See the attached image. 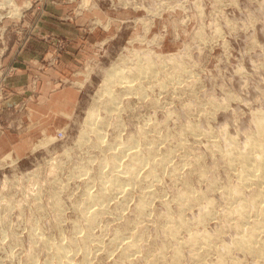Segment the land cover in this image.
Listing matches in <instances>:
<instances>
[{
    "label": "rangeland",
    "instance_id": "374dc122",
    "mask_svg": "<svg viewBox=\"0 0 264 264\" xmlns=\"http://www.w3.org/2000/svg\"><path fill=\"white\" fill-rule=\"evenodd\" d=\"M258 115L264 0H0V264H264L227 213ZM126 141L165 160L121 193Z\"/></svg>",
    "mask_w": 264,
    "mask_h": 264
},
{
    "label": "bare ground",
    "instance_id": "6f19581e",
    "mask_svg": "<svg viewBox=\"0 0 264 264\" xmlns=\"http://www.w3.org/2000/svg\"><path fill=\"white\" fill-rule=\"evenodd\" d=\"M145 55V54H144ZM142 70V69H141ZM148 73V72H147ZM142 74H144V73H142ZM146 76V75H145ZM144 76V77H145ZM142 77V76H141ZM130 83H131V80H126L125 82H124V84H125V87L126 86H128V85H130ZM129 87H131V85L129 86ZM131 89H132V87H131ZM130 89V90H131ZM127 90H128V88H127ZM107 91V90H106ZM111 102H113L112 100H111ZM109 103V102H108ZM108 105V104H107ZM108 107H110V106H108ZM261 115V114H260ZM257 116V115H256ZM255 116V117H256ZM259 116V115H258ZM262 116V115H261ZM261 116H259V119L258 118H256L257 119V121H256V124H255V133L253 134V136L251 137V139H250V137L248 138L249 139V143H248V147L246 148L247 149V151L245 152V150L244 151H242V153H240V155L238 156V161L240 162V164H241V166H242V169H241V172H240V175H239V177H237V178H239V180H240V182L241 181H244V182H242V183H245V182H249V183H251V184H253V186H254V184H256V186H254L255 187V190H254V188H253V190H254V193L253 194H250L249 195V197H245L244 199H243V201L241 202L240 200H238V201H240V202H238V201H236V203H239L238 205H236V206H232V205H229L230 207H232V208H230V210H228V214H233V215H235V213H236V215L238 214V216H241L240 217V222L239 221H237V222H239V223H241L240 225H236L237 226V228H238V230L240 231V234H241V232H243V235L242 236H240L239 237V234H237L238 235V238H237V235H236V238H237V242H238V244H239V247H238V249L240 248V247H243L245 250L247 249L249 252L248 253H253V254H256V255H259V257H261L262 259H263V261H264V246L263 247H256L255 245L257 244V237L262 233H264V118H260ZM264 117V116H263ZM255 119V120H256ZM255 123V122H254ZM94 127V126H93ZM94 129V132L96 133L95 135L96 136H98V137H100L101 136V132H100V127L98 126V127H94L93 128ZM192 129H194V128H192ZM222 132V131H221ZM140 137V136H139ZM221 137V136H220ZM234 137V136H233ZM223 138V137H222ZM235 139V138H234ZM137 140H139V138L137 139ZM136 140V141H137ZM140 140L142 141V138L140 137ZM140 140H139V142H140ZM135 141V142H136ZM148 141L149 140H147V144H148ZM248 141V140H247ZM246 141V142H247ZM130 142V141H129ZM145 142V141H144ZM151 143H153V142H155L156 143V141H154L153 140V142H152V139H151V141H150ZM128 144V141H126L125 142V144L123 143V145H121V146H123L124 148H120L118 145H116V146H118V149L120 148L121 150L123 149V154L125 155H127V157L129 158V161H130V163H129V165H130V167H128V168H121V169H118L120 166H119V164H120V162H119V154L120 153H117V150L115 151V150H113L112 152H111V160H110V166L112 167V174H111V176H110V178H109V185H110V187L109 188H111L112 190L114 189V190H116V191H118V192H124V191H126V187H125V185H124V183L125 182H130V183H132V182H134L135 181V179H136V177H139V176H135L136 175V172L137 171H139V170H142L141 168H143L142 167V165H143V163H145L144 161L146 160L148 163L150 162V164H151V166L152 165H157V167H158V165H161V163L165 160V156H163V154H161L162 155V157L160 156V158L158 157V158H154L152 155H154V153L153 152H155V148H154V146H153V148L154 149H152L151 148V146L153 145H151V144H148V145H151L150 147H145V144L142 146V144H141V148L139 147H137L136 145H132V143H131V145H129L128 144V146H127V144ZM121 144V143H120ZM119 144V145H120ZM140 144V143H139ZM155 145V144H154ZM230 145V144H229ZM247 146V145H246ZM226 148H228V147H226ZM125 149H127L128 151L126 152V153H124L125 151ZM245 149V148H244ZM154 150V151H153ZM143 151H145V153L143 152ZM153 151V152H152ZM142 152L144 153V156H146V157H144V158H142ZM229 152V151H228ZM227 153V152H226ZM229 154V153H228ZM231 154V153H230ZM166 155H168V154H166ZM155 156V155H154ZM229 156V155H228ZM231 156V155H230ZM233 159V158H232ZM167 160V159H166ZM152 162V163H151ZM164 163V162H163ZM149 165V164H148ZM163 165V164H162ZM146 166V165H145ZM150 166V165H149ZM154 166H152V168H153ZM157 167H155V168H157ZM159 167H161V166H159ZM158 167V168H159ZM151 167H150V170L152 169ZM233 169V168H232ZM153 171H154V173H155V170L154 169H152ZM153 171L150 173V172H148V170L146 171L150 176L152 175V174H154L153 173ZM140 172V171H139ZM142 172V171H141ZM147 173H145L146 175H147ZM169 174V173H168ZM141 175H143V174H141ZM145 176V175H144ZM152 176H154V175H152ZM105 177H107V176H105ZM147 176H145V178H146ZM153 178H156V176L155 177H153ZM103 179H105L104 177H103ZM108 179V178H107ZM143 180H141V179H138V181H144L145 179L144 178H142ZM149 179H151V178H149ZM255 179H257V181L255 182ZM147 180V179H146ZM138 181H137V183H138ZM140 181V182H141ZM239 183V182H238ZM238 183H237V185H238ZM241 183V184H242ZM106 184V183H105ZM240 184V185H241ZM250 184V185H251ZM246 185H247V183H246ZM246 185H244L243 184V186H246ZM105 186V185H104ZM103 186V187H104ZM146 186V185H145ZM242 186V187H243ZM248 186V185H247ZM237 187V186H236ZM146 188V187H145ZM237 188H239V187H237ZM235 189L233 192L235 193L234 195H238L240 192H239V190L238 189ZM106 189V188H105ZM108 189V188H107ZM241 189V188H240ZM187 190V189H186ZM115 191V192H116ZM144 191V190H143ZM241 191V190H240ZM106 192H108V190L106 191ZM111 192V191H110ZM110 192H108L109 194H110ZM101 193V192H100ZM99 193V194H100ZM112 193H114V192H112ZM145 193V192H144ZM147 193V192H146ZM151 193V192H150ZM187 193V192H186ZM227 193H228V191H227ZM230 193V192H229ZM99 194H98V196H99ZM148 194H149V192H148ZM148 194H146V196H149ZM182 194H184V193H182ZM188 194H189V192H188ZM226 195V194H225ZM228 195V194H227ZM230 195V194H229ZM231 195H232V192H231ZM231 195H230V197H231ZM145 196V195H144ZM144 196H143V198H144ZM181 196V193H180V195H179V197ZM191 196V195H190ZM189 196V197H190ZM222 196V195H221ZM184 197V196H183ZM186 198L188 197V195H186L185 196ZM229 197V198H230ZM233 197V196H232ZM232 197H231V199H232ZM181 198V197H180ZM227 198V197H226ZM234 198H235V196H234ZM234 198L232 199V201L234 200ZM92 199V198H91ZM142 199V198H141ZM182 199H185V198H182ZM237 199H239V198H237ZM240 199H242L241 198V195H240ZM145 200V199H144ZM186 200V199H185ZM189 200H190V198H189ZM146 201H147V199H146ZM182 201H184V200H182ZM229 201V200H228ZM141 200L139 201V204H140V206H139V208L140 209H144V207L146 206H144L143 207V203H144V201H143V203L141 202ZM146 203H148V202H145V204ZM211 203V202H210ZM230 203H232L231 202V200H230ZM235 203V204H236ZM138 204V203H137ZM138 204V205H139ZM207 206V205H206ZM188 207V206H187ZM208 207V206H207ZM139 208H137V209H139ZM185 208V207H184ZM183 208V209H184ZM203 208V207H202ZM182 209V208H181ZM206 209V208H205ZM228 209H229V207H228ZM251 210L252 209V212H253V210L255 211L254 213H256V219H254V220H252V222H249L251 219H247V214H248V210ZM185 210V209H184ZM197 210V209H196ZM200 210H201V208H200ZM209 210V209H208ZM139 211V210H138ZM227 211V210H226ZM205 212H207V210L205 211ZM204 212V213H205ZM244 212H247V214H245ZM251 211H249V213H250ZM141 213H142V211H141ZM208 213V212H207ZM206 213V214H207ZM227 213H226V215H227ZM139 214V213H138ZM95 215H96V212H94L93 214H92V216L91 217H88V220L89 221H92L93 220V218L95 217ZM232 215V216H233ZM250 215V214H249ZM248 215V218L250 217ZM252 215V214H251ZM254 215V214H253ZM228 216V215H227ZM226 216V217H227ZM231 216V217H232ZM202 217H203V215H202ZM237 217V216H236ZM235 217V218H236ZM239 218V217H238ZM251 218V217H250ZM253 218V217H252ZM255 218V217H254ZM170 220L169 218H168V216L166 217V220ZM199 219V218H198ZM197 219V220H198ZM227 219V218H226ZM228 219H229V216H228ZM232 219V218H231ZM230 219V220H231ZM87 220V221H88ZM179 220V222L178 223H182L183 222V219H182V221L180 222V218L178 219ZM175 221V222H176ZM190 221V220H189ZM232 221V220H231ZM236 221V220H235ZM247 221L249 222V223H251V225L250 226H246L245 224L247 223ZM198 222V221H197ZM227 222H228V220H227ZM230 222V221H229ZM233 222H234V220H233ZM233 222L231 223V226L233 227ZM237 222H234L235 224H239V223H237ZM169 223V222H168ZM167 223V224H168ZM174 223V222H173ZM185 223V222H184ZM183 223V225H184V227L185 226H187V225H185ZM226 223V222H225ZM176 224V223H175ZM216 224V223H215ZM168 225H171V226H168V230H167V232H170V234L169 235H171V233L173 234V233H176L175 232V230H176V225H174V224H172V222L170 223V224H168ZM174 225V226H173ZM249 225V224H248ZM223 226V225H222ZM124 227H125V225H124ZM182 227V226H181ZM235 227V226H234ZM230 229V228H229ZM127 230V229H126ZM236 230V229H235ZM237 230V231H238ZM177 231V230H176ZM166 232V233H167ZM178 232V231H177ZM238 233V232H237ZM125 233H123V235H124ZM195 234V233H194ZM194 234H192V235H194ZM174 235V234H173ZM172 235V236H173ZM202 236V234H197V236H199V238ZM120 236V235H119ZM175 237H176V235H174ZM196 236V235H195ZM209 235H207V234H205L204 235V233H203V236L201 237V239L204 241V242H207V241H209V237H208ZM264 236V235H263ZM193 236H191V238L190 239H195V237L194 238H192ZM213 237V236H212ZM215 238V237H214ZM233 238V237H232ZM212 239V238H211ZM261 239V238H260ZM263 239V238H262ZM186 240V239H185ZM188 240V242H191L189 239H187ZM198 240V239H197ZM202 240H200L202 243H203V241ZM259 240V239H258ZM264 240V239H263ZM233 241H235V237H234V239H233ZM260 241H262V240H260ZM259 241V242H260ZM187 243V241H183V242H181V243ZM201 242H198V243H201ZM211 242V240L209 241V243ZM133 243V242H132ZM180 243V244H181ZM185 243V244H186ZM192 244H193V242H191ZM191 243H190V245H191ZM195 243V242H194ZM214 243V242H213ZM72 244V243H71ZM197 244V243H196ZM228 244H229V241H228ZM232 244H233V242H232ZM231 244V245H232ZM264 244V243H263ZM189 244H187V246H188ZM189 245V246H190ZM195 244H193V246H194ZM202 246H204V245H208V244H201ZM210 245V244H209ZM224 245V244H223ZM235 245V244H234ZM259 245V244H258ZM193 246H191L192 248H194V250L196 251V249L195 248H197V246L196 247H193ZM200 246V245H199ZM199 246H198V248H199ZM218 246V245H217ZM225 246V245H224ZM261 246V245H260ZM201 247V246H200ZM222 247V246H221ZM237 247V246H236ZM235 247V248H236ZM210 248H211V246H210ZM67 247L65 246V245H62V244H57V245H54L53 246V250H54V256H55V258H56V260L58 259L59 261L60 260H62V259H64V258H66L67 257ZM202 249H204V250H206V252H210V249L209 248H207L206 247V249L203 247H201V251H202ZM207 249H209V250H207ZM212 249V248H211ZM216 249V248H215ZM222 249V248H221ZM240 249H242V248H240ZM223 250V249H222ZM245 250H243V251H245ZM199 250H197V252H198ZM200 252V251H199ZM198 252V253H199ZM217 252H218V250H217ZM204 252H202V254H203ZM197 253L195 252L194 253V257L193 258H195V255H196ZM201 254V253H200ZM199 254V255H200ZM132 255V254H131ZM178 256V253H177V251H176V253H175V256ZM176 256V257H177ZM201 257L203 256V255H200ZM198 257V255L196 256V258ZM200 257V258H201ZM153 259H154V257H152ZM193 258H191V259H193ZM195 258V259H196ZM200 258H198V259H196L197 261H199L200 260ZM155 259H158V257L156 258L155 257ZM194 259V260H195ZM203 259V258H202ZM238 259V258H237ZM218 260V259H217ZM222 261V260H221ZM219 262L218 264H220V263H222V262ZM262 261V260H261ZM86 262H84V261H82V262H78V263H74V264H85ZM216 263V262H215ZM224 264V263H223ZM234 264H237V263H234Z\"/></svg>",
    "mask_w": 264,
    "mask_h": 264
}]
</instances>
